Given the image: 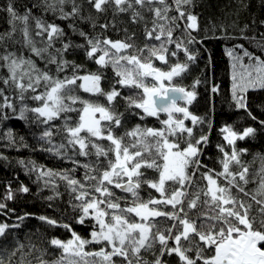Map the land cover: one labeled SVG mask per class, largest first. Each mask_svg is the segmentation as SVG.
Returning a JSON list of instances; mask_svg holds the SVG:
<instances>
[{
    "label": "snow or ice",
    "instance_id": "6c2138e0",
    "mask_svg": "<svg viewBox=\"0 0 264 264\" xmlns=\"http://www.w3.org/2000/svg\"><path fill=\"white\" fill-rule=\"evenodd\" d=\"M200 7L0 0V161L18 165L0 194V264H264V163L252 167L264 153L247 160L239 144L264 138V14L236 0L224 19L205 22ZM217 38L230 86L211 70L210 51L181 83ZM202 95L199 114L191 106ZM218 98L244 123H222L212 155ZM12 117L26 134L4 126ZM33 184L53 214L13 206ZM33 216L66 237H22Z\"/></svg>",
    "mask_w": 264,
    "mask_h": 264
},
{
    "label": "trees",
    "instance_id": "16d2710c",
    "mask_svg": "<svg viewBox=\"0 0 264 264\" xmlns=\"http://www.w3.org/2000/svg\"><path fill=\"white\" fill-rule=\"evenodd\" d=\"M200 3V11L203 13L205 22L207 21V17L211 16L213 19L219 17L220 19H224V13L227 12L228 7L235 4L236 0H198ZM251 3V9L250 11L255 12L258 18H261V15L264 14V6L261 5V0H250ZM249 15V10L243 11L241 14V22L243 20V17H246ZM234 18V17H232ZM112 34V33H110ZM114 35V34H113ZM225 47V40L217 38L215 40H212L207 45V51L204 52L202 58L197 62L196 65L192 66V71L180 82L185 84H190L191 80L199 74L200 68L204 66V63L206 61L208 52H211L212 58H213V64L211 65V70H214L215 75L217 77H223L225 87L230 86V65H229V58L224 51ZM200 91L203 94L204 88L203 86L200 87ZM259 95V93H257ZM192 110L203 114L208 110L207 102L205 97L202 95L201 97H198L197 101H194L193 105L191 106ZM242 113H236L233 112L231 109L227 107L226 104H223L220 102V98L217 99L216 103V109H215V127L213 128L211 132V140L213 141V144L209 147L208 152L212 155L216 154L215 149V143L217 142H223L222 137L220 136L218 129L220 125L224 122H236V126L240 127L244 121L241 119ZM152 121H149L151 123ZM4 126H10L20 134H26L25 128L26 125L24 121L20 120L18 117H12ZM0 144H3V141H0ZM240 146L242 147H248L250 149V153L247 154L246 159L252 160V154L254 153H264V138L257 137L255 140H247V141H240ZM0 150H3L0 148ZM12 157L17 156H25L34 158L39 163L47 164L48 166H56L57 160L54 159L51 155L47 153H42L39 150L33 152L31 149H19V150H9ZM264 163V161L261 160L259 156L253 161L252 167L259 168L261 164ZM13 168H18V165H16L14 162L9 165L8 167H5V164L3 161H0V194L3 193L4 185L3 180L5 178H12L13 175ZM20 179L24 180L26 183H29L28 177L23 173V171L20 172ZM35 188L36 185H32V192L33 194L24 196L16 201V203L13 205L18 209V211H28V212H40V213H48L53 214V210L51 208L47 207V202L43 201L39 194H35ZM61 191H63V187L61 186ZM48 192L45 190L44 195H47ZM64 199H67V196L65 195ZM59 204V200L57 201ZM63 207V205H61ZM57 215L59 213H56ZM77 230L84 232L85 234V228L86 226H80L77 225ZM31 229L33 232V240L37 243L40 242V239H43V237H40V233H48V234H55V235H61L63 237H66L65 230L63 228L57 227L55 229H52L44 224V222L40 221L38 217L33 216L26 218L25 220V226L20 229L21 236L23 237V234L28 232V230ZM40 229V232H37L36 230ZM37 237H40V239H37ZM50 259L52 257H49Z\"/></svg>",
    "mask_w": 264,
    "mask_h": 264
}]
</instances>
